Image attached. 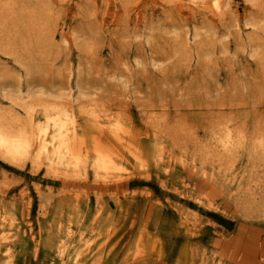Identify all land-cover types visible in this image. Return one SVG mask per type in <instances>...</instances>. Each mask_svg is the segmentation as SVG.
Wrapping results in <instances>:
<instances>
[{
  "label": "rangeland",
  "instance_id": "1",
  "mask_svg": "<svg viewBox=\"0 0 264 264\" xmlns=\"http://www.w3.org/2000/svg\"><path fill=\"white\" fill-rule=\"evenodd\" d=\"M228 3L222 19L195 11L188 0H97L93 4L86 0H0V70L8 73L0 80H10L15 74L23 82L33 77L29 89L45 91L51 101L66 104L69 100L75 111L89 98L100 101L104 112L90 105L75 115L76 124L88 125L92 132L97 125L106 128L117 121L128 139L134 137L131 147L144 159L151 136L173 170H186L184 177L174 179L159 177L152 162L145 168L149 178L140 182L143 188L136 196L160 208L154 217L153 210L132 209L126 215L117 209L118 199L136 187L130 185L124 193L114 190L117 196L113 190H88L91 206L95 194H100L105 208L115 210L110 214L122 222L121 213L134 218L131 227L126 222L110 225L107 247L114 256L104 264H203V257L209 262L216 253L236 256L240 264H264V168L253 157L248 139L231 154H220L210 150L212 145L204 138L207 127L223 119L232 120L247 134L262 129L264 119V72L251 56L253 48L246 40L251 27L244 24L246 19L255 21L254 34L264 43V22L256 17L262 12L246 0ZM21 40L24 45L17 46ZM17 47L45 51L38 61L42 64L39 72L25 76V68L6 53ZM52 94L58 97L53 99ZM183 152L218 172L219 182L230 187L231 193L203 185L205 180L190 171L187 162L178 165ZM112 156L122 169L140 176V170L133 165L131 169L123 158L129 157L126 147L119 146ZM218 163L225 165L224 172ZM29 167L26 160L23 168L0 160V197L7 203L18 202L17 208L6 207L13 211L16 223L11 253L19 259L11 264H26L20 256L44 249L45 220L51 217L46 212L38 222L42 215L38 190L40 195L54 193H48L44 168L30 173ZM58 185L53 183V187ZM78 186L73 183L70 188L83 193L84 188ZM213 190L215 195L210 193ZM21 191L24 198L17 197ZM208 196L231 199L224 202V218L230 226L206 217L203 202ZM144 223L148 235L140 240ZM180 226L203 230L201 243L189 249L190 255L172 244L171 237L175 240L178 233L183 234ZM216 238L219 242L214 245ZM151 243L157 249L151 251Z\"/></svg>",
  "mask_w": 264,
  "mask_h": 264
},
{
  "label": "bare ground",
  "instance_id": "2",
  "mask_svg": "<svg viewBox=\"0 0 264 264\" xmlns=\"http://www.w3.org/2000/svg\"><path fill=\"white\" fill-rule=\"evenodd\" d=\"M86 1L93 4L97 0ZM188 1L191 7L194 6L195 11H203V14L207 11L222 19L226 17V9L229 6L228 0ZM246 1L253 7L261 9L262 16L256 17L259 18L257 21L264 22V1ZM244 24L251 27V34L246 37V40L253 48L251 56L255 58L257 66L263 73V40L256 31L254 34L255 21L246 19ZM21 43L24 45L21 40L17 46H20ZM17 48L18 50L13 49L6 53L12 55L14 60L25 68V76L39 72L42 64L38 61L44 56L45 51L38 48L31 51L24 47ZM2 76H8L7 70L5 71L3 68L0 70V78ZM32 78H25L23 82L20 75L15 74V77L10 80L9 78L0 80V160L18 168H23L26 160L30 164V173H36L43 167L45 176L48 177L45 179L48 193H52V191L54 193V196H51V194L40 195L39 190L37 192L39 196L38 212L42 214H40L42 220L39 219L38 222L41 224L46 212H50L51 216L49 220H45L46 243L44 249L40 253L34 252L32 256H20V258L26 264H104L114 256L107 247V241L111 239L107 235L110 225L125 224L126 222L131 227L134 226V218L125 217V214L121 213L120 215L125 219L123 222L120 221L117 215L112 214L115 213V210L110 211L108 207L105 208V202L100 194H95L94 203L91 206L88 201V190L100 192L113 190L114 196H117L115 191L120 190L124 193L128 186L136 187L138 189L135 192L127 193L126 197L118 199L117 209L125 212L126 215L131 214L132 209L140 210L142 213L146 210L147 212L153 210L152 216L154 217L160 212V208L152 206V204L146 205L142 197L137 198L138 196H136L142 191L139 188H143L140 182L149 178V175H144L145 168L152 162L156 166L155 168L160 171L159 177L173 176L174 179L184 177L186 170H173L159 143L157 141L152 143L154 138L151 136V143H148L149 154L147 152V158L144 159L140 152H136L131 147L132 142L135 141L134 137L131 136L132 139H128L126 131L118 125L117 121L109 122L106 128L97 125L94 131L89 132L88 125L76 124L75 115L84 113L90 105L93 109L98 107L95 109L98 113L99 109L104 112L102 102L89 98L80 110H72L69 100L65 102L66 104L59 103L55 99L58 95L52 94L55 100L51 101L47 99L50 95H47L45 91L29 89L33 83L30 81ZM61 96L63 97L64 94L62 93ZM80 96H83L82 93ZM261 97L264 100V96L261 95ZM263 123L264 119L262 129L258 128L247 134L232 120L223 119L220 123L217 122L207 127L204 138L207 136L208 145H212L209 149L220 154H231L233 150L241 147L244 139H248L254 153L253 157L260 162L259 166L264 168ZM206 140L205 146L208 148ZM88 142L90 146H87ZM119 146L127 148L129 157L123 158L127 160V166L131 169L134 166L140 170V176L130 174L128 169H122L114 159L112 155ZM178 162L181 163L178 164L181 166L187 162L190 165V171L205 180L203 183L202 181L199 183L209 188H211L210 185H213L224 190L225 194L231 193L230 187L225 186L224 182H219L218 172L207 168L203 165L202 160H197L192 156L188 157V153L183 152V158ZM218 165L221 172H224L223 166L225 165L223 163H218ZM54 182H57L60 187H53ZM73 183H76L77 186L79 184L78 188H84L83 193H80L76 188L72 191L70 186ZM2 186L0 183V187ZM64 186H67L68 189H65ZM238 189L239 185L236 186L235 191ZM216 192L210 191L212 195H215ZM22 193L23 191L19 192L17 197L24 198ZM212 197L208 196L203 202L206 217H213L223 225L230 226L231 224L227 223L224 215L225 203L231 199L217 200L216 196ZM25 198L27 199V196ZM13 202V204L7 203L3 201V197H0V264H11L15 259H19L18 256L11 253V243L15 239L13 235L16 227L15 216H13V211L6 208L7 204L17 208L18 202ZM28 204V202L25 203L26 206ZM110 212L112 213L110 214ZM145 224L139 234V236L142 235L140 240L148 235ZM130 229L129 231H132ZM180 229L183 234L178 233L180 236L175 237V240L174 237H171V241L172 244H177L178 247L184 249L182 253L186 254L191 247L201 243L203 230L195 231L181 226ZM173 235L175 234L173 233ZM217 239L212 241L214 245L219 242ZM32 244L36 245V239L32 240ZM154 249L157 247L152 245L150 250ZM215 249L220 252L218 247ZM188 255H190V251ZM160 256L163 255L160 254ZM204 260L205 257H203V264H240L236 256H221L219 253L211 255L209 262Z\"/></svg>",
  "mask_w": 264,
  "mask_h": 264
}]
</instances>
